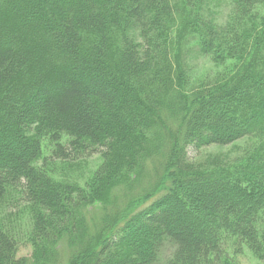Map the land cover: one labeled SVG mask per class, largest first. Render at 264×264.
<instances>
[{
  "label": "trees",
  "instance_id": "trees-1",
  "mask_svg": "<svg viewBox=\"0 0 264 264\" xmlns=\"http://www.w3.org/2000/svg\"><path fill=\"white\" fill-rule=\"evenodd\" d=\"M185 44L222 70L195 78ZM45 141L62 163L100 155L87 185L52 177ZM191 146L232 149L191 162ZM121 190L83 264H264V0H0V264H52Z\"/></svg>",
  "mask_w": 264,
  "mask_h": 264
},
{
  "label": "rangeland",
  "instance_id": "rangeland-1",
  "mask_svg": "<svg viewBox=\"0 0 264 264\" xmlns=\"http://www.w3.org/2000/svg\"><path fill=\"white\" fill-rule=\"evenodd\" d=\"M229 13L226 5L222 6L220 18L225 19ZM182 58L192 66V71L197 79H202L207 75H213L222 70V66L218 63L211 62L198 54L196 48L189 44H185L182 50ZM66 140V139H65ZM64 140V141H65ZM44 156L48 159L49 166L52 170V177L57 181L76 184L84 187L92 179L96 169L101 164L99 154L86 155L83 159L74 163H62L51 157L52 148L48 141L43 143ZM232 147H206L197 151L194 147H189L188 157L191 162H204L209 155H217L220 153H229ZM159 160L157 159V162ZM154 170L153 166H151ZM153 174V173H152ZM154 177V175H153ZM155 182V178L146 177L139 181L137 191H133L136 195L138 191H143ZM140 189V190H139ZM129 192L121 190L114 194L107 203L97 205L89 210L87 233L79 239L80 245H70L66 241L56 249V257H53L52 264H83L86 260L82 258V254L92 249L101 241L103 236L109 233L117 223V216L120 213L119 208H123L126 203V196ZM26 203H16L4 209L1 216L6 226L15 235L18 241V258H26L32 261L33 246L28 242V231L31 229V216ZM119 209V210H118ZM96 247V246H95ZM94 247V248H95ZM241 264H261L249 251L245 250L244 255L240 258ZM50 264V262L48 263Z\"/></svg>",
  "mask_w": 264,
  "mask_h": 264
}]
</instances>
